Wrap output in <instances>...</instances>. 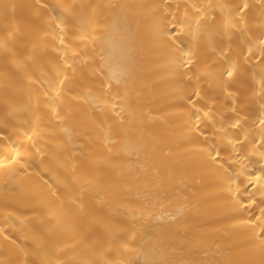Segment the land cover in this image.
<instances>
[{
  "label": "bare ground",
  "instance_id": "6f19581e",
  "mask_svg": "<svg viewBox=\"0 0 264 264\" xmlns=\"http://www.w3.org/2000/svg\"><path fill=\"white\" fill-rule=\"evenodd\" d=\"M0 264H264V0H0Z\"/></svg>",
  "mask_w": 264,
  "mask_h": 264
}]
</instances>
